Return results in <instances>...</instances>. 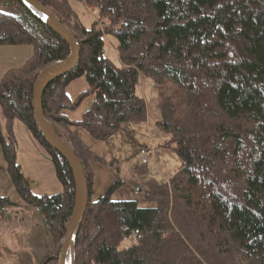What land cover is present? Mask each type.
I'll return each mask as SVG.
<instances>
[{
	"label": "trees",
	"instance_id": "1",
	"mask_svg": "<svg viewBox=\"0 0 264 264\" xmlns=\"http://www.w3.org/2000/svg\"><path fill=\"white\" fill-rule=\"evenodd\" d=\"M36 1L79 44L76 68L42 96L45 119L79 159L87 184L75 264H264V0H82L96 13L89 29L71 9L80 0ZM107 36L115 39L119 69L103 56ZM15 46L30 47L32 55L0 79L8 133L5 138L0 130L1 155L16 196L42 217L57 247L73 209L74 184L65 161L37 130L31 99L37 74L69 50L19 0H0V47ZM83 76L87 89L70 99L66 87ZM139 83L155 92V122L169 136L162 146H172L180 165L167 182L137 186L145 207L112 200L119 181L92 199L91 164L102 160L76 131L101 142L127 124L143 123L147 107L136 93ZM88 97V110L69 120L64 111ZM13 121L45 151L60 194L31 192L16 162ZM113 160L101 164L112 167ZM13 206L0 197L1 213ZM55 253L58 248L47 251L42 262L56 264Z\"/></svg>",
	"mask_w": 264,
	"mask_h": 264
},
{
	"label": "rangeland",
	"instance_id": "2",
	"mask_svg": "<svg viewBox=\"0 0 264 264\" xmlns=\"http://www.w3.org/2000/svg\"><path fill=\"white\" fill-rule=\"evenodd\" d=\"M71 9L76 14L79 23L85 29H89L91 22L96 18L95 11L84 8L82 0L71 3ZM115 46L116 42L113 37H104L103 56L113 67L119 69L121 64ZM86 89L87 84L83 76L72 81L65 91L70 99H74ZM136 93L143 98L147 107V118L143 123L127 124L122 132L101 142L92 140L82 130L76 131L79 138L91 144L89 146L86 142L90 150L99 152L97 156L102 160V162H97L94 169L95 181L92 199L99 198L112 184L119 181L122 184L112 193L111 199L119 201L136 200L140 207H145L141 196L137 193V186L143 187L149 179L167 182L173 178L180 165L172 146H162L169 140V136L161 132L157 122H155V109L157 107L155 92L152 89H143L139 83ZM91 101V97L85 98L77 109L64 111V114L69 120H78L82 113L88 110ZM59 131L64 134L62 130ZM142 146L153 150V156L146 167L141 166L136 159L137 149ZM112 159H114L111 163L112 167L101 164L110 162ZM104 171L109 173V181L107 182V178H104ZM25 209L29 208L25 207ZM12 210L14 209L6 208L5 214L0 212V241L2 243L0 245V264H45L42 259L48 257L46 252L51 249L56 252L57 248L60 250L62 241L57 247L52 245L47 229L41 220L42 217L35 210L29 209L28 212H14ZM50 256L58 258L56 253Z\"/></svg>",
	"mask_w": 264,
	"mask_h": 264
},
{
	"label": "water",
	"instance_id": "3",
	"mask_svg": "<svg viewBox=\"0 0 264 264\" xmlns=\"http://www.w3.org/2000/svg\"><path fill=\"white\" fill-rule=\"evenodd\" d=\"M38 20L58 36L69 50L62 61L43 68L36 76L32 87L31 109L34 124L45 143L66 163L74 184V202L71 216L65 226V234L60 244L57 264H75L74 239L78 224L84 215L88 202L87 184L82 165L73 151L58 137L52 124L42 112V96L45 89L54 81L71 73L79 60V44L73 34L63 26L49 10L36 0H19Z\"/></svg>",
	"mask_w": 264,
	"mask_h": 264
},
{
	"label": "crops",
	"instance_id": "4",
	"mask_svg": "<svg viewBox=\"0 0 264 264\" xmlns=\"http://www.w3.org/2000/svg\"><path fill=\"white\" fill-rule=\"evenodd\" d=\"M31 55H32V49L30 47L28 48L26 46L0 47V79L8 70L20 67L25 61H27L31 57ZM0 130L3 137L7 138L8 137L7 128L5 129V122L3 120L1 111H0ZM11 139L14 144L16 162L20 167L23 178L28 183L31 192L36 196H41V195L51 196V195L60 194L62 192V187L56 179L54 168L52 164L49 162L45 151L31 137L27 129L18 121H13L11 124ZM86 142L89 146L91 145L88 141ZM86 142L84 141L85 144ZM89 146L88 148L90 150ZM90 151L96 155H99V152H96V150H90ZM96 166H97L96 164H91V168H90V171L92 172V181H91L92 191L94 188V181H95L94 169L96 168ZM103 174H104V178H107L106 182L109 181L108 178L109 173L105 172ZM93 194L94 192L92 193V195ZM0 197L8 198L15 205L13 207H10L11 209H14L12 210L14 212L16 211L28 212L29 210L23 207V204L20 202V200L15 194L13 186L6 173L5 164L1 155V148H0ZM10 208L9 210H11ZM31 212L32 214H34L33 211ZM0 245H2L1 241H0Z\"/></svg>",
	"mask_w": 264,
	"mask_h": 264
},
{
	"label": "built area",
	"instance_id": "5",
	"mask_svg": "<svg viewBox=\"0 0 264 264\" xmlns=\"http://www.w3.org/2000/svg\"><path fill=\"white\" fill-rule=\"evenodd\" d=\"M152 156V150L151 149H141L137 155L138 161L141 163V165H146L149 161V159Z\"/></svg>",
	"mask_w": 264,
	"mask_h": 264
}]
</instances>
